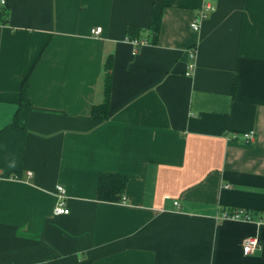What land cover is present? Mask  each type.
<instances>
[{
    "label": "crops",
    "instance_id": "0c3cea01",
    "mask_svg": "<svg viewBox=\"0 0 264 264\" xmlns=\"http://www.w3.org/2000/svg\"><path fill=\"white\" fill-rule=\"evenodd\" d=\"M4 2L0 264H264V0H212L197 31L203 0ZM101 173L128 178L125 203L97 200Z\"/></svg>",
    "mask_w": 264,
    "mask_h": 264
},
{
    "label": "trees",
    "instance_id": "16d2710c",
    "mask_svg": "<svg viewBox=\"0 0 264 264\" xmlns=\"http://www.w3.org/2000/svg\"><path fill=\"white\" fill-rule=\"evenodd\" d=\"M7 10L0 7V16H5ZM162 16V6L154 5L151 10V18L148 29L151 34V41H155ZM125 36L127 40L131 41L137 39L139 36L138 29L136 27H127L125 30ZM138 40V39H137ZM112 57L109 56L104 64V102L98 106H94L91 110V118L96 121H102L107 118L109 107V93L111 87V71ZM25 84L21 88V102H25ZM28 103V102H27ZM126 176L114 174V173H101L98 176L96 197L98 201L115 203L121 200L123 191L127 181Z\"/></svg>",
    "mask_w": 264,
    "mask_h": 264
},
{
    "label": "built area",
    "instance_id": "2783aa9c",
    "mask_svg": "<svg viewBox=\"0 0 264 264\" xmlns=\"http://www.w3.org/2000/svg\"><path fill=\"white\" fill-rule=\"evenodd\" d=\"M211 2H212V0H203V4L200 8L199 15L194 17L190 23V29L192 31H197L199 29V21L205 19V17L212 11ZM4 4H5L4 0H0V5H4ZM100 31H101V28H95V29L91 30V34L96 37L99 35ZM130 43H132L134 46V52H136L140 47L147 44L146 42L139 41L137 39L131 40ZM191 50H193V49H191ZM189 54H190L189 56L192 60L194 57V52L190 51ZM193 68H194L193 63L188 65V72L186 73L187 76L191 73ZM240 137L244 143H251L255 139V133L253 131L244 132L240 135ZM28 175H30V174L28 173ZM64 194H65V190L62 186H60V185L55 186V196L57 197V202L55 203V205L53 207V215L54 216H63V215H67L69 213L68 209L64 205ZM125 200H126V198L122 196L120 202L125 203ZM174 205L176 206L177 203H174ZM220 218L221 219L250 220L249 215L244 210H241V209L233 210V211H231L230 214L224 213L220 216ZM241 248H242L243 255L246 256L248 254H252V252H254L255 250H258L260 248V246H259V242L257 241V239L254 237H251V238H244L242 240Z\"/></svg>",
    "mask_w": 264,
    "mask_h": 264
}]
</instances>
